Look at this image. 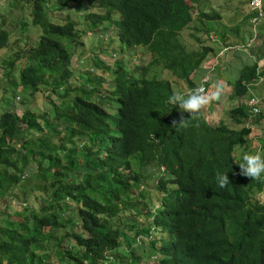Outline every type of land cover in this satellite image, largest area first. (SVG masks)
I'll use <instances>...</instances> for the list:
<instances>
[{
    "label": "trees",
    "instance_id": "obj_1",
    "mask_svg": "<svg viewBox=\"0 0 264 264\" xmlns=\"http://www.w3.org/2000/svg\"><path fill=\"white\" fill-rule=\"evenodd\" d=\"M48 2L29 0L19 7L10 2L8 6L20 11L10 24L0 15V50L19 39L14 38L11 25L18 26L21 34H28L30 24L37 30L35 40L9 58H2L0 70L11 86L4 90L14 97L19 88L31 96L41 88L56 94L40 114L24 109L18 115L13 99H6L8 104L0 113V195L18 184L22 189L37 184L50 189L39 207L20 203L12 212L3 211L0 264H121L125 257L137 262L141 255L135 254V239H128L127 231L135 226H139L135 234L149 235L151 227L162 232V236L147 241V257L155 258L152 264H220L237 259L239 242L249 232L245 226L254 220L248 216L247 196L223 215L216 214L217 223H227L235 234L233 244L225 245L215 231L194 235L190 219L177 207L173 187L184 180H195L193 161L212 152L221 156L224 172L230 171L229 156L250 129L210 126L200 115L189 117L185 112L188 126L175 132L171 121L178 120L180 113L178 106L172 108L167 103L174 91L171 82L147 79L145 67L132 66L133 71H128L125 67L129 59L124 52L108 47L104 51L111 62L92 58L100 75L86 72L81 84L72 83L70 58L84 30L68 12H62L64 18L50 14L73 4L75 10L83 11L77 19L85 22V33L91 31L95 39L98 32L115 29L118 40L128 48L125 52L135 46L145 47L152 55L150 70L154 66L157 72L165 71L193 87L189 75L210 48L187 49L179 33L191 22L196 0H59L49 6L50 10ZM202 11L198 9V14L211 21L220 16ZM108 33L107 42L97 40L100 45L112 43L115 33ZM21 59L24 61L18 67L16 61ZM106 73L112 75L110 79L102 77ZM100 90L108 94L101 96ZM117 95L118 112H107ZM236 118L234 122L239 124L246 116ZM30 161L37 163L35 173L27 171ZM152 162L165 165L168 176H158L156 188L170 195L169 200L158 197V207L150 211L144 184L151 172L154 177L158 173L147 172ZM71 171L76 174L71 176ZM126 210L133 222L121 226ZM70 224L79 228H69ZM55 248L57 262L49 257Z\"/></svg>",
    "mask_w": 264,
    "mask_h": 264
},
{
    "label": "clouds",
    "instance_id": "obj_2",
    "mask_svg": "<svg viewBox=\"0 0 264 264\" xmlns=\"http://www.w3.org/2000/svg\"><path fill=\"white\" fill-rule=\"evenodd\" d=\"M247 7L248 13L246 18L251 28H253V36H248L238 41L241 42L238 44L241 45V47L235 48L237 44L231 46L227 44L226 40L223 38V35H226L230 41L236 39L233 29L236 33L243 34L240 31L241 27L239 24L233 25L234 28L224 24L232 29L222 27L219 35L215 32L209 33V31H207L206 34H209L208 38L214 46L211 44L201 45V41L197 40L198 45L206 46L210 49L206 51L207 55L200 65L194 68V71L189 75V78L194 80L193 87H189L188 85L185 86L187 82L177 77L168 76L167 74V76L164 77L156 76L155 73L151 74L156 68L153 66L150 70L149 61L146 65H132L147 68V79L155 77L167 79L171 82L174 91L167 98V103L171 105L172 108L178 106L180 113L178 120L174 119L171 121V128L175 129V132H179L181 128H186L188 126L189 118L184 117L183 114L185 112L190 114L189 117H194L197 114L200 115L203 121L210 126L220 127L226 125L230 128L250 129L249 135L242 143L237 144L235 150L232 151V155L229 156L231 165L230 171L226 169L224 172L225 168L221 162V156L212 152L206 154L198 161L197 159L193 161L195 180H184L175 184V187H173L177 192V207L190 219L191 230L195 231L194 235L205 236L215 231V233L217 232L218 239L223 240L225 245L233 244L235 234L227 223L223 225L217 223L216 214L219 216L223 215L228 212L235 203L241 200L243 196H247L249 201L248 216L254 217V220L245 226L247 231H249L246 234L247 238L245 240L241 239L239 242L240 250L237 259L225 260L220 264H264V200L256 197V194L264 193V127L260 134V138L263 141H261L259 148L255 147L252 141L248 139V137L253 135L254 127L251 125L261 124V122L264 121V94L253 91L254 88H259L261 85L264 89V31L260 33L255 30V27L264 18V0H249ZM90 9V5L88 1H86L87 12H89ZM217 11L216 13H219L220 18L222 13L219 10ZM76 12L78 11L76 10ZM114 15L112 13L114 19H119L118 14L117 18H115ZM219 18L212 19V21L218 20ZM193 19L194 15L192 20ZM196 19H200L199 21H202V19L211 21V19L208 20L202 17L201 14H197ZM192 20L179 33V40L184 46H186L184 34L186 33L187 37L191 35L190 29L192 27ZM108 30L110 31L111 29ZM15 32L18 33L17 30H15ZM108 34V32H98L95 38L96 40L103 39L104 42H107L106 37ZM112 36L113 40H115L116 36L113 34ZM90 37H93L92 32ZM257 40H260V42L258 45H255V41ZM25 44H29V42ZM196 51L200 52L201 50L199 49ZM240 51L244 52L246 56H238L236 59H233L234 55L241 54ZM249 51L253 52V54H249ZM85 58L86 57L82 58V62H84ZM92 58H90L91 64H88L91 69L90 71L94 68ZM241 66L243 67L239 70L238 77L233 83L222 73V71H228L233 75ZM86 72L91 73L89 71H83L82 75ZM179 82L184 83V86H180L178 84ZM213 83L217 85V90L215 93H210V87ZM103 88H106L105 84ZM99 94L105 96L108 93H106L105 90H100ZM18 95L20 94H17L16 97H19ZM12 97L13 98L10 99L14 100L13 94ZM118 99L119 96L117 95L116 98L109 103L107 112L112 114L118 112ZM215 109H222L224 111V118H220L218 122H214L212 119L206 118L205 116V113L208 114ZM241 114L246 116V119H240L239 124L234 122V119H237L236 117ZM152 164L156 165L154 172L158 173L153 188L147 193L150 198L148 199L151 207L150 211L158 207V197L160 199L162 197L165 200H169L170 195L168 191H158L156 188L158 176H168L166 174L165 165L161 162H152ZM151 175H153L152 172ZM200 176H208L209 179L199 180L198 178ZM173 177H175L174 173ZM149 219L151 220V217H149ZM244 219L249 220L247 217H244ZM251 227H254V229ZM138 228L139 226H135L133 231H129L127 228L128 239H135V242L132 244L134 248L135 246L141 247L139 244L142 242L147 243L152 236L153 238L156 235L159 237L162 236V232L154 227L150 228L148 232L149 235L145 233L135 234Z\"/></svg>",
    "mask_w": 264,
    "mask_h": 264
},
{
    "label": "rangeland",
    "instance_id": "obj_3",
    "mask_svg": "<svg viewBox=\"0 0 264 264\" xmlns=\"http://www.w3.org/2000/svg\"><path fill=\"white\" fill-rule=\"evenodd\" d=\"M16 2V6H21V5H25L26 3H28L29 0H0V15L3 16L4 21L8 22L10 24L11 19L13 18H18L20 16V11L17 8H12L9 7L8 4L10 2ZM53 2H59V0H49L48 2V7L47 9L50 10V5ZM61 2V0H60ZM188 2H190V0H188ZM248 2L249 0H196V3H194V19L192 20V27L190 29V34L189 37L186 36V33L184 34V38L185 40V45L187 47V49H198L200 48L201 45H198L197 40H200L202 44L204 45H208L211 44L214 46L213 43L210 42L208 35L206 34L207 31H209V33L211 32H215L218 35L221 32L222 27H227V28H234L233 25L235 24H239L240 25V31L243 34H238L236 33V31L233 29L234 31V35L236 37V39H233L232 41H230L228 39V37H226V35H223L224 40H226L227 44L231 45V46H235L236 47H241V45H238L241 42H238L242 39H245L246 37H252L253 36V28H251V25L248 21V19L246 18V15L248 13ZM192 3V2H191ZM47 4V2H46ZM26 6V5H25ZM198 9H201L203 11H206L208 13L210 12H218L217 10H219L222 13V21L221 19L215 20V21H205L204 19H202V21H199L196 19L197 14H198ZM25 10H27V8H25ZM88 10V9H87ZM86 10V11H87ZM62 12H68L72 18L74 19V21L76 22L78 28L80 30H84V32H82L80 34V36L78 37V44H76V47L74 49V53L72 54L71 58H70V68L73 71L74 77H73V81L72 83H75L76 85L81 84L82 80L84 78V75H82L83 71H89L93 74H97L100 75L101 71L97 70L96 68H93L92 71H90V67L88 66V64H91V60L90 58L92 57H99L101 60H107V61H112L111 58L108 57V55L105 53L104 48L108 47L110 50L114 49L115 52L117 53H121L124 52V54L126 55L125 58L129 59V63L128 65L125 67L128 69V71H133L132 65L134 64H144L146 65L148 61L151 60V53L148 49H146L145 47H141V46H135L136 49H130L127 52H125L128 48L127 46H125L124 44H122L116 35V30L114 29L113 32L116 35L115 40L112 41V43L110 45H100L99 42H97L96 38L94 39L93 37H90L91 35V31H88L87 33H85V22L81 19H77V13H83V11L81 12H76L75 7L73 4L68 3L66 6H64V8L62 9H58V10H53L52 12L50 11V14L53 15V17H59V18H64L65 15H62ZM29 12H26L25 14H28ZM115 18L118 17L117 14L114 15ZM243 19V20H242ZM224 24H227L231 27L225 26ZM12 28L19 31L18 26L16 25H12ZM29 32L28 34H21L20 32L16 33L15 32V36L14 38H20L18 39L11 47L8 46L5 49H1L0 50V62L2 60V58H9L10 56L14 55V53L20 48L22 47L26 42L31 43L33 40L36 39L37 37V30L30 24L29 25ZM256 31H259L260 33L264 31V18L262 19V21L255 27ZM109 32V31H108ZM110 33H112V30H110ZM99 38H100V34H99ZM260 42V40L255 41V45H258ZM241 54L239 55H234L233 59H236L238 56H246V54L244 55V52L240 51ZM249 54H253V52L249 51ZM86 57L84 62H82V58ZM88 59V60H86ZM24 60L21 59L19 62L16 61V65L19 67V64L21 62H23ZM243 66H241L233 75L228 72V71H222L223 75L225 77H227L232 83L235 81V79L238 77L239 74V70L242 68ZM155 73L156 76H167L165 71H160L157 72V70H153V72H151V74ZM103 74V73H102ZM12 76V75H11ZM112 75L106 73L104 75H102V77L104 78H108L110 79ZM14 77V75H13ZM76 79V80H75ZM218 80V78H217ZM8 80H6V77L3 76L2 71L0 70V113L2 111V109L4 108V106L6 104H8V102L6 101V99H10L13 98L12 97V93L10 91H5L4 89H8L11 86L8 85ZM103 83V82H101ZM180 86H184V83L179 82L178 83ZM187 84H185L186 86ZM10 86V87H9ZM217 90V85L216 84H212V86L210 87V93H215ZM21 88H19L17 90L19 97H14V101L13 104L15 105V112L18 115H22L24 109L30 110V111H34L37 114H40L42 112H45L47 106L49 105V100H55V96L56 94H51L49 93V91L47 89H42L40 90V92L38 94H36L35 96H31L29 94V92H25V91H21ZM255 92L257 93H263L264 94V89L261 87L259 88H254ZM21 98V100H20ZM23 100V103H22ZM235 100V99H234ZM231 102H236V101H231ZM230 102V103H231ZM206 118L212 119L214 122H218L220 118H224V111L222 109H215L213 112L210 113H205ZM49 118V117H48ZM251 126L254 127L253 130V135L248 137L249 140L252 141V144L259 148V145L261 143V138H260V134L263 131V127H264V121L261 122V124H252ZM21 128H24V125L21 124ZM255 139V140H254ZM19 143V141H17ZM60 152H63V150H60ZM36 168H37V163L35 162H29L27 163V171L28 172H36ZM156 169V165L155 164H151L147 166V172H150L152 170ZM74 174H76V172H72L71 171V176H74ZM150 179L147 180L146 184H144L147 193H149L150 189L153 188L154 185V181L156 179V176L154 177L153 175H149ZM45 186V184H44ZM40 187L38 184L35 185L34 187H29L26 189H22V184H18L16 186H14L12 189L6 191V193H4V195H0V216L3 213V211L5 213H9L12 212V209L15 208H19V204H30L29 208H35V207H39L40 203L42 202V197L43 196H48V194L50 193V189H48V187ZM256 197L259 199L264 200V193H259L256 194ZM70 201V200H69ZM29 210V209H28ZM67 213H70L71 211L67 210ZM26 214L29 213V211L25 212ZM65 213V211H64ZM134 214V209L133 212ZM123 221L121 222V226H128L129 221L133 222V220L131 218V214L129 210L124 211V215H123ZM30 222V219H29ZM31 223V222H30ZM69 228H74V229H78L79 226H76L74 224V226L72 227V224L69 225ZM56 234H61V233H57ZM160 234V233H157ZM141 247L139 246H135L134 248V252L135 254L141 255V258L138 259L137 262H132L130 260H128V257H125L127 259H123V261L121 262V264H152L155 261L154 257H147L148 254V244L146 242H142L141 244H139ZM55 253H52L50 251L49 257L52 261L57 262L58 261V254H57V250L56 248L54 249ZM111 256L113 257L112 254L109 255V259H111ZM128 260V261H127ZM115 264H119V263H115Z\"/></svg>",
    "mask_w": 264,
    "mask_h": 264
}]
</instances>
